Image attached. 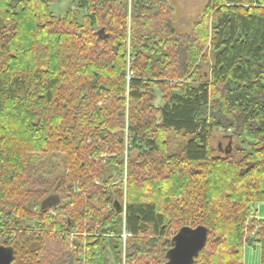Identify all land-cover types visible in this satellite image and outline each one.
Returning <instances> with one entry per match:
<instances>
[{
	"label": "trees",
	"instance_id": "obj_1",
	"mask_svg": "<svg viewBox=\"0 0 264 264\" xmlns=\"http://www.w3.org/2000/svg\"><path fill=\"white\" fill-rule=\"evenodd\" d=\"M58 1L0 0V246L13 263L111 264L112 250L117 264H164L174 236L203 225L193 264H244L256 243L264 264V219L250 220L264 202V0H209L189 33L168 0H79L81 22L57 17ZM221 128L250 150L218 154Z\"/></svg>",
	"mask_w": 264,
	"mask_h": 264
},
{
	"label": "rangeland",
	"instance_id": "obj_2",
	"mask_svg": "<svg viewBox=\"0 0 264 264\" xmlns=\"http://www.w3.org/2000/svg\"><path fill=\"white\" fill-rule=\"evenodd\" d=\"M169 3L174 8V17H173V25L180 33H189L192 31L195 22H197L203 12L204 9L209 2V0H168ZM79 0H59L55 2L51 9L57 17H64L69 10H73L77 19L81 22L83 17L86 15V11L78 6ZM3 25V22L0 21V27ZM203 70L205 72H210L209 63H204ZM156 104L160 106L162 104L161 94L159 93V97L156 101ZM233 130L228 129V131L224 129H215L213 132V145L217 149V153L221 155H232L234 157H240L241 151L240 149H245V151H249L250 147L247 142H243L244 137H239L238 135L232 134ZM124 158L125 165L124 169L116 170L113 173V176L116 178V182L119 184H123L124 186V199H123V207H126V188H127V156L128 150H124ZM63 159L61 158H49L48 171H51L55 174L63 172ZM259 215L260 218L255 217ZM125 216V210H124ZM253 219H264V202H259L256 205L252 206V210L250 213V220ZM123 237L127 236L125 233V227L123 223ZM77 231V230H76ZM73 232L68 240L69 246H74L75 234L77 232ZM86 235V233H85ZM38 244H34L36 247ZM108 258L111 264H117L114 252L109 250ZM123 258L125 259V243L123 245ZM77 264H85V254H81L79 258V262ZM154 264V263H150ZM244 264H263L262 263V250L261 244L256 243L254 245L246 244L244 249Z\"/></svg>",
	"mask_w": 264,
	"mask_h": 264
},
{
	"label": "water",
	"instance_id": "obj_3",
	"mask_svg": "<svg viewBox=\"0 0 264 264\" xmlns=\"http://www.w3.org/2000/svg\"><path fill=\"white\" fill-rule=\"evenodd\" d=\"M104 32V29L101 30ZM208 230L205 226H184L173 239L169 260L164 264H193L195 257L205 247ZM14 253L10 247L0 246V264H14Z\"/></svg>",
	"mask_w": 264,
	"mask_h": 264
},
{
	"label": "built area",
	"instance_id": "obj_4",
	"mask_svg": "<svg viewBox=\"0 0 264 264\" xmlns=\"http://www.w3.org/2000/svg\"><path fill=\"white\" fill-rule=\"evenodd\" d=\"M132 75H133V73L130 72L129 75H128V79H130ZM230 130H231V129H230Z\"/></svg>",
	"mask_w": 264,
	"mask_h": 264
},
{
	"label": "crops",
	"instance_id": "obj_5",
	"mask_svg": "<svg viewBox=\"0 0 264 264\" xmlns=\"http://www.w3.org/2000/svg\"><path fill=\"white\" fill-rule=\"evenodd\" d=\"M255 217L260 218V216L258 214Z\"/></svg>",
	"mask_w": 264,
	"mask_h": 264
}]
</instances>
